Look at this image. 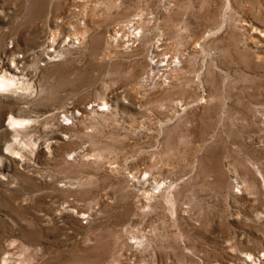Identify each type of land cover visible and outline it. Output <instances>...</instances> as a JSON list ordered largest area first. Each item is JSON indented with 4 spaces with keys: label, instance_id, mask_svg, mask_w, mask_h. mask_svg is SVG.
Here are the masks:
<instances>
[{
    "label": "rangeland",
    "instance_id": "374dc122",
    "mask_svg": "<svg viewBox=\"0 0 264 264\" xmlns=\"http://www.w3.org/2000/svg\"><path fill=\"white\" fill-rule=\"evenodd\" d=\"M0 69V264H264V0H0Z\"/></svg>",
    "mask_w": 264,
    "mask_h": 264
},
{
    "label": "bare ground",
    "instance_id": "6f19581e",
    "mask_svg": "<svg viewBox=\"0 0 264 264\" xmlns=\"http://www.w3.org/2000/svg\"><path fill=\"white\" fill-rule=\"evenodd\" d=\"M130 27H131V25H130ZM259 31L263 32V30H259ZM17 81H21V78H19L17 76L16 70L7 71L6 69H0V87L7 86L11 83H16ZM21 122H22V120L12 119L11 123H21ZM48 148L51 149L52 147L48 146Z\"/></svg>",
    "mask_w": 264,
    "mask_h": 264
},
{
    "label": "built area",
    "instance_id": "2783aa9c",
    "mask_svg": "<svg viewBox=\"0 0 264 264\" xmlns=\"http://www.w3.org/2000/svg\"><path fill=\"white\" fill-rule=\"evenodd\" d=\"M84 220V219H83Z\"/></svg>",
    "mask_w": 264,
    "mask_h": 264
}]
</instances>
